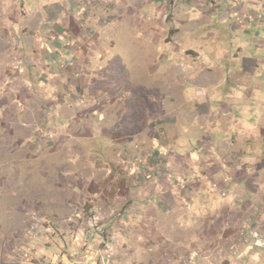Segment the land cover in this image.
<instances>
[{"label": "rangeland", "instance_id": "1", "mask_svg": "<svg viewBox=\"0 0 264 264\" xmlns=\"http://www.w3.org/2000/svg\"><path fill=\"white\" fill-rule=\"evenodd\" d=\"M105 1L112 10L101 19V37L82 44L74 69L71 46L39 49L26 34L36 18L24 13V0H0V243L15 242L27 228L59 239L55 221L62 229L94 219L92 207L102 204L95 183L123 166L120 141L138 132L141 148H148L154 123L165 124L170 113L188 126L196 117L205 133L221 124L239 129L230 134L243 140L239 153L246 147L254 160L252 183L264 185V3L247 18L225 21L215 0ZM89 22L97 29L100 20ZM227 90L258 92L247 104L245 96L228 97L232 108L251 107L237 112L242 124L227 115L226 101L220 104L226 115L212 112L221 101L215 95ZM135 235V247L120 245L119 257L176 264L164 256L167 243Z\"/></svg>", "mask_w": 264, "mask_h": 264}, {"label": "crops", "instance_id": "2", "mask_svg": "<svg viewBox=\"0 0 264 264\" xmlns=\"http://www.w3.org/2000/svg\"><path fill=\"white\" fill-rule=\"evenodd\" d=\"M215 1L220 5L218 18L225 21L247 18L257 9L259 1L264 3L246 0L239 5L238 0ZM105 4V0H24V13L36 18L26 34H32L35 42L32 43L39 49L44 45L48 49L71 46L67 55L76 69L84 56L82 44L85 47L89 41L95 43L93 39L102 32L101 19L109 18L112 9ZM93 17L100 20L97 29L89 22ZM247 92L215 93L221 101L212 106V112L226 115L220 104L222 101L229 104L228 97L245 96L247 104L258 95L252 90ZM229 107L232 112L227 115L235 120L238 111L251 110V107ZM170 115L165 124L154 123L155 135L150 136L148 145L144 144L148 148H141L138 132L120 141L123 166L116 172L109 170L95 183L98 189L95 196L99 198L102 194V204L100 208L92 207L91 212H96L94 219L79 218L76 223L61 224L62 229H57L55 221L59 239L47 240L40 230L27 228L15 242L0 243V264H130L127 257H119L117 248L120 245L134 248L135 234H148L155 244L167 243L170 250L164 256L168 263L173 258L177 259L176 264H264V248L254 246L253 235L258 234L264 240V185L252 183L249 167L254 160L246 158L249 152L246 147L239 153L243 140L240 142L238 136L230 134L239 129L221 124L217 127L219 131L216 128L205 133L196 117L188 126L177 122L179 113ZM163 125L171 126L173 132ZM158 127L163 129L157 132ZM49 224L44 228L53 232ZM80 247L82 254L90 258L88 263L81 261Z\"/></svg>", "mask_w": 264, "mask_h": 264}, {"label": "bare ground", "instance_id": "3", "mask_svg": "<svg viewBox=\"0 0 264 264\" xmlns=\"http://www.w3.org/2000/svg\"><path fill=\"white\" fill-rule=\"evenodd\" d=\"M256 240H259V238L256 237ZM258 244H264V241H259ZM261 248H264V245H261Z\"/></svg>", "mask_w": 264, "mask_h": 264}, {"label": "built area", "instance_id": "4", "mask_svg": "<svg viewBox=\"0 0 264 264\" xmlns=\"http://www.w3.org/2000/svg\"><path fill=\"white\" fill-rule=\"evenodd\" d=\"M261 245H264V244H254V246L257 247V248H260Z\"/></svg>", "mask_w": 264, "mask_h": 264}]
</instances>
